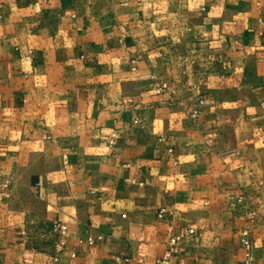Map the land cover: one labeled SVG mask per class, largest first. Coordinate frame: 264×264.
<instances>
[{
    "label": "crops",
    "instance_id": "crops-1",
    "mask_svg": "<svg viewBox=\"0 0 264 264\" xmlns=\"http://www.w3.org/2000/svg\"><path fill=\"white\" fill-rule=\"evenodd\" d=\"M0 174V264H264V0H0Z\"/></svg>",
    "mask_w": 264,
    "mask_h": 264
},
{
    "label": "built area",
    "instance_id": "built-area-1",
    "mask_svg": "<svg viewBox=\"0 0 264 264\" xmlns=\"http://www.w3.org/2000/svg\"><path fill=\"white\" fill-rule=\"evenodd\" d=\"M165 88H166V84L161 83L157 86L156 90L158 92H161ZM200 103H202V101H200ZM114 137H115V133L113 132L109 138L110 143H112ZM11 182L12 180L10 177H4L3 179L0 180V194H3L8 190V188L11 185ZM240 206H246V201L244 196L240 194L231 196L229 200V209L233 211ZM166 214H167V210L165 208H160L157 212V216L159 218L164 217ZM245 214L250 215L252 218H256V210L253 207L247 206ZM49 230L58 236L57 243L55 244V251L57 254L63 248V241L60 240L59 237L65 233L66 224L54 222L49 226ZM184 235H191L197 238L200 234L193 227L190 226L181 227L180 231L177 234H172L167 238V241L165 243L166 246H165L164 256H163L164 260H166L167 258H169L170 256H172L174 253L177 252V248L178 245L180 244V240ZM100 238H101L100 235L96 237L90 236L87 238V242L89 244H92L93 242H95V240ZM239 242L244 251L243 264H255L253 258V243L250 233L247 229L243 228L239 231ZM127 262H128L127 258H122L118 261V264H127Z\"/></svg>",
    "mask_w": 264,
    "mask_h": 264
}]
</instances>
